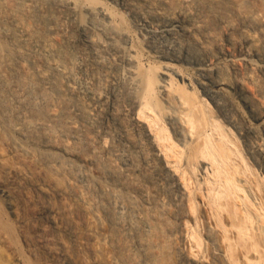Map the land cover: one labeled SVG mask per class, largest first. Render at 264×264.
<instances>
[{"label": "bare ground", "instance_id": "obj_1", "mask_svg": "<svg viewBox=\"0 0 264 264\" xmlns=\"http://www.w3.org/2000/svg\"><path fill=\"white\" fill-rule=\"evenodd\" d=\"M0 199L15 264H264V0H0Z\"/></svg>", "mask_w": 264, "mask_h": 264}, {"label": "rangeland", "instance_id": "obj_2", "mask_svg": "<svg viewBox=\"0 0 264 264\" xmlns=\"http://www.w3.org/2000/svg\"><path fill=\"white\" fill-rule=\"evenodd\" d=\"M202 205V207L206 206L205 203H202ZM22 213L23 215L26 214L25 209L24 212L22 210ZM16 214L17 212L10 210L6 203L0 199V253L4 256L5 261L10 260L13 264L17 263L15 260L17 253L15 251L18 250H14L16 247L19 249V253L26 254V247L20 237V224ZM32 264H45L43 255H39L38 259L33 260Z\"/></svg>", "mask_w": 264, "mask_h": 264}]
</instances>
